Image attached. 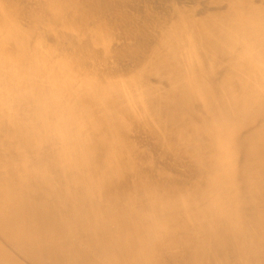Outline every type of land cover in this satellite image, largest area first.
<instances>
[{
	"label": "bare ground",
	"instance_id": "1",
	"mask_svg": "<svg viewBox=\"0 0 264 264\" xmlns=\"http://www.w3.org/2000/svg\"><path fill=\"white\" fill-rule=\"evenodd\" d=\"M0 264H264V0H0Z\"/></svg>",
	"mask_w": 264,
	"mask_h": 264
}]
</instances>
